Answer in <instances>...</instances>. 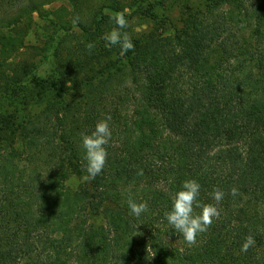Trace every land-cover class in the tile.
I'll use <instances>...</instances> for the list:
<instances>
[{
	"label": "trees",
	"instance_id": "1",
	"mask_svg": "<svg viewBox=\"0 0 264 264\" xmlns=\"http://www.w3.org/2000/svg\"><path fill=\"white\" fill-rule=\"evenodd\" d=\"M56 1L0 0V264H264V0ZM120 12L123 56L103 39ZM189 179L220 210L191 246L165 218Z\"/></svg>",
	"mask_w": 264,
	"mask_h": 264
},
{
	"label": "clouds",
	"instance_id": "2",
	"mask_svg": "<svg viewBox=\"0 0 264 264\" xmlns=\"http://www.w3.org/2000/svg\"><path fill=\"white\" fill-rule=\"evenodd\" d=\"M110 20L115 24L111 31L104 34L103 39L106 47L112 48L119 46L120 55L134 48L131 36L127 31H121L128 27L125 14L123 12L110 16ZM79 22V17L73 20V24ZM86 47L91 50L94 45L89 43ZM70 86V85H69ZM82 147L84 149V169L86 181L94 180L104 169L107 162L108 153L106 145L109 144L112 131L110 129L108 119H102L96 122L94 130L89 133H82ZM140 175L143 174L141 170ZM201 185L195 179L185 180L180 190L172 196V207L165 212V218L172 229L183 237L184 241L189 245H194L197 236L206 232L211 226L213 219L220 217V210L216 204L202 203L198 197L200 195ZM238 189L233 187L231 194H238ZM212 198L217 204L223 200L224 192L215 188L211 193ZM129 214L140 217L148 210L147 202L137 203L129 197L127 200ZM199 208L197 213L195 209ZM255 244L254 237L249 234L242 244L241 251L247 252L248 249Z\"/></svg>",
	"mask_w": 264,
	"mask_h": 264
},
{
	"label": "rangeland",
	"instance_id": "3",
	"mask_svg": "<svg viewBox=\"0 0 264 264\" xmlns=\"http://www.w3.org/2000/svg\"><path fill=\"white\" fill-rule=\"evenodd\" d=\"M62 5H69V1L68 0H57L56 2L52 3L49 7L52 9H56ZM139 22H140L139 19L133 20L134 28H135L136 32L145 31V33L148 34V38H149V42H150L151 46L154 45L156 42V39L158 38L156 35V30L153 29V27L150 23L139 24ZM32 40H33V34L29 37V41H32ZM45 68H46L45 65L41 67V70H40L41 73L44 72ZM77 182L78 181L76 179L70 180V184L73 186L76 185Z\"/></svg>",
	"mask_w": 264,
	"mask_h": 264
}]
</instances>
